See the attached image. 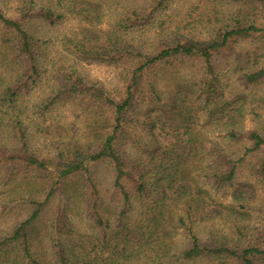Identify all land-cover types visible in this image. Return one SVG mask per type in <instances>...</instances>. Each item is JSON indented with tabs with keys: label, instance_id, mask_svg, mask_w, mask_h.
I'll return each instance as SVG.
<instances>
[{
	"label": "trees",
	"instance_id": "1",
	"mask_svg": "<svg viewBox=\"0 0 264 264\" xmlns=\"http://www.w3.org/2000/svg\"><path fill=\"white\" fill-rule=\"evenodd\" d=\"M38 1L15 0L14 16L0 1V171L6 190L26 192L12 197V208L25 215L0 232V264H264V225L248 235L238 228L245 243L213 234L203 241L196 231L217 213L206 187L230 186L244 154L264 151V135L241 127L244 98L238 105L225 99L220 59L233 44L230 63L241 86L262 91L250 94L248 113L264 115V0H199L174 21L160 18L170 0H125L105 24L108 0H71L67 11L60 10L62 0ZM207 3L230 8L204 11ZM67 14L81 26L66 36V49L120 69L112 94L74 69L59 68L54 56L42 64L46 58L27 24L53 25ZM244 42L255 48L241 47ZM194 61L197 79L176 76ZM43 78L50 80L48 90L34 100ZM68 101L81 105L82 137L45 120ZM206 127L226 145L206 144ZM233 142L244 145L243 155L229 150ZM101 162L112 172L106 197L92 172ZM249 170L264 176V152ZM74 176L93 234L74 232L63 209L38 228ZM40 241L49 243L43 248ZM48 247L51 261L44 257Z\"/></svg>",
	"mask_w": 264,
	"mask_h": 264
},
{
	"label": "rangeland",
	"instance_id": "2",
	"mask_svg": "<svg viewBox=\"0 0 264 264\" xmlns=\"http://www.w3.org/2000/svg\"><path fill=\"white\" fill-rule=\"evenodd\" d=\"M2 10L6 15L14 16L16 14L15 10V0H0ZM71 0H62L60 4V10L67 11ZM75 1V0H73ZM93 4L100 3L101 0H90ZM109 3L105 7H110L103 18V24L113 22L115 9H119L121 5L126 4L125 0H108ZM39 2V1H38ZM45 0H41L39 3L42 4ZM132 4H139V0H132ZM199 0H170L167 9L162 14L160 18H166L167 20L174 21L181 15H184L189 8L199 4ZM132 5L131 3H127ZM212 5L217 4H204L202 7L204 11L209 10ZM221 13L228 12L230 8L227 5H217ZM191 12V10H190ZM165 13V14H164ZM66 16V15H64ZM77 19H73L71 15L58 20L53 25L43 23L39 20L30 21L27 24L28 30L35 36L37 44L45 56L46 61L42 64H49L50 57L58 60L57 65L59 68H65L66 70L74 69L79 74H81L87 81H91L100 85L105 86L107 90L112 94L114 88L120 87V69L112 66H108L97 62H87L78 59L75 55L69 52L64 46L66 36H74V32H78L81 23H78ZM200 31L197 34H200ZM205 36V35H204ZM203 37V36H202ZM245 47H249L248 42L241 44ZM249 45V46H248ZM240 44L235 45L238 48ZM255 48V46H250ZM232 48L222 52L223 65L221 67L222 82L225 90V99L230 101L235 105L240 104V100L245 101L242 105V125L241 127L245 130L250 128H255L264 135V115H259L256 118H252L249 112V107L247 103L250 94H255L256 96L261 94V89L252 90V93L247 89L243 88L238 80L236 72L233 71L230 60L232 58L231 52ZM259 51H257L258 53ZM233 55V54H232ZM44 60V59H43ZM259 63L264 66V52L259 57ZM182 80H195L199 76V65L194 62H186L181 65L178 73L176 74ZM44 77V76H43ZM49 81L43 80L40 84L34 87L31 97L36 100L48 90ZM80 104L75 101H68L65 103L56 104L52 110L48 111L45 116L47 123L57 125L58 128L62 129L73 137H82L85 122L82 120V114L80 111ZM205 110L199 109L198 114L200 115L201 122L206 119L204 115ZM210 127H206L205 135L207 136L206 144H213L217 142L221 145H226V140L223 138L217 130H209ZM244 145L241 143L233 142L229 150L233 152L234 155L241 156L243 152ZM263 150L259 152H249L244 154V159L242 162L238 163V168L236 169L235 175L233 177L230 186L213 189L208 188L209 196L211 198L210 205L217 211L216 216L201 221L196 226V231L203 241H207L208 238L213 234L218 237H226L227 239L233 238L234 240L240 239L241 243H245L246 240L240 233H237V229H243V234H251L256 229L261 228L264 225V176H254L249 168L258 161V158L263 154ZM248 155V156H247ZM93 176L95 177L99 189L103 191V194L108 196V190L111 184V168L106 162H101L92 168ZM78 178L75 176L68 178L65 183L64 191H60V194L51 204L44 214L43 219L38 223V228H43L45 223L50 221V217L54 210L63 209L65 210V219L68 225L72 227L73 231L76 233L84 234L86 232L93 234L90 229V222L88 218L87 211L84 207V189L82 186L75 181ZM7 180L4 175L3 170L0 171V232L6 231L10 226L19 221L24 215L25 210H14L12 207L15 203L17 195L26 194L24 190L20 187H15V189H7ZM57 206V207H56ZM46 240V238H44ZM180 240V239H178ZM177 240V241H178ZM42 242L43 248L49 242ZM44 257L47 261H51V253L49 247L45 249ZM197 264H207V261L196 262ZM195 263V264H196Z\"/></svg>",
	"mask_w": 264,
	"mask_h": 264
}]
</instances>
